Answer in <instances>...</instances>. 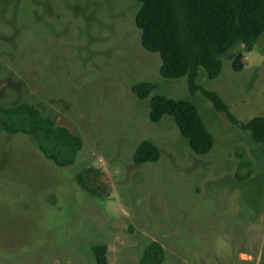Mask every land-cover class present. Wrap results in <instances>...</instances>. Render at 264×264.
Segmentation results:
<instances>
[{
	"label": "rangeland",
	"instance_id": "rangeland-1",
	"mask_svg": "<svg viewBox=\"0 0 264 264\" xmlns=\"http://www.w3.org/2000/svg\"><path fill=\"white\" fill-rule=\"evenodd\" d=\"M138 0H0V105L32 102L83 139L74 163L58 165L23 132L0 126V264H140L160 241L164 264H264V146L232 123L188 78L164 77L141 41ZM245 67L223 57L217 91L247 122L264 116V33ZM152 80L138 97L133 86ZM157 93L193 100L215 143L198 154L174 117L150 118ZM161 148L136 163L143 139ZM95 168L93 191L77 174Z\"/></svg>",
	"mask_w": 264,
	"mask_h": 264
},
{
	"label": "trees",
	"instance_id": "trees-1",
	"mask_svg": "<svg viewBox=\"0 0 264 264\" xmlns=\"http://www.w3.org/2000/svg\"><path fill=\"white\" fill-rule=\"evenodd\" d=\"M136 23L141 29L145 48L158 52L162 59L160 72L167 78L186 76L191 91L202 90L214 107L227 114L232 123L250 131L252 138L264 146V116L257 115L241 122L228 103L214 90L204 89L199 75L217 77L223 68V57L232 59L233 68L245 67V52L253 49L264 33V0H138ZM152 80H141L133 89L141 99L155 90ZM150 118L160 121L172 115L192 149L203 154L214 145L213 133L204 121L197 104L189 98H174L157 93L151 97ZM0 126L8 133L29 134L40 150L58 165L75 162L83 146V139L66 125H57L32 102L0 105ZM162 154L152 139H143L137 145L133 158L136 163L157 161ZM96 170L92 167L77 174L79 183L89 191L95 184ZM98 264H111L106 243L94 246ZM165 248L158 240L150 241L142 254L140 264H164Z\"/></svg>",
	"mask_w": 264,
	"mask_h": 264
}]
</instances>
